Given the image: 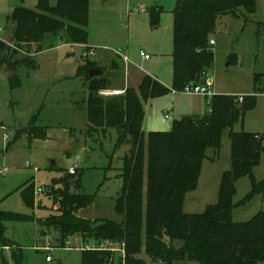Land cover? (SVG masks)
I'll list each match as a JSON object with an SVG mask.
<instances>
[{
	"label": "rangeland",
	"instance_id": "rangeland-1",
	"mask_svg": "<svg viewBox=\"0 0 264 264\" xmlns=\"http://www.w3.org/2000/svg\"><path fill=\"white\" fill-rule=\"evenodd\" d=\"M47 1L51 7L58 2ZM177 1L89 0L86 46L71 44L64 32L45 34L39 51L36 46L29 48L36 69L20 70L21 85L15 89L10 88L5 68H0V172L3 174L0 175V211L25 218L4 223V237L11 242V250H20L21 264H82V251L77 248L92 241L84 240L79 234L62 239L57 221H52V225L46 221L59 215V205H54L48 195L53 180L67 176L73 168L81 179L77 193L94 197L91 206L79 211V220L121 221L114 212V205L122 187L118 175L130 147L116 146L118 135L114 129H109L105 136L101 132L86 134L87 82L84 77L76 76L84 54L93 52L88 61L96 63L103 71L99 77L110 76L115 88L137 89L138 79L147 75L169 90L159 97L141 100L145 138L151 132L171 131L173 123L183 118L206 115L210 97L222 95L236 97L239 101L254 99V106L245 113L243 122L236 123L231 131L256 134L262 137L264 147V0H255L253 14L242 11L243 16L239 18L223 17L218 22L217 31L211 37L214 59L211 95L207 97L172 89V9ZM39 2L0 0V39L10 38L7 18L16 8L36 10ZM152 9L161 10L155 28L150 20ZM141 53L148 59L143 60ZM256 76L259 81L255 85ZM114 94L108 91L100 96ZM165 115L168 119H164ZM29 126L43 128L45 139L17 136ZM229 131L222 135L218 154L211 149L206 151L198 186L185 196V214L203 213L207 206L218 202L222 174L231 168ZM253 175L258 183L264 180V153ZM28 183H33L35 189L45 188L44 193L35 194L33 209L23 204L20 194L21 187ZM147 187L145 178L141 204L144 217ZM235 188L233 223H245L264 212V193L239 205L251 191L248 177L239 179ZM70 192H75L72 184ZM55 220L65 221L64 217ZM141 237L145 238L144 233ZM165 242L169 245L168 240ZM181 245V242H173L175 247ZM112 247L118 248V245L112 242ZM11 250L0 248V264L3 260L14 264ZM220 251L216 249V253L225 254ZM115 254L116 258L121 255ZM47 256L51 258L49 263L45 260ZM138 258L146 264H161L143 251ZM173 264L198 263L176 261Z\"/></svg>",
	"mask_w": 264,
	"mask_h": 264
},
{
	"label": "trees",
	"instance_id": "trees-1",
	"mask_svg": "<svg viewBox=\"0 0 264 264\" xmlns=\"http://www.w3.org/2000/svg\"><path fill=\"white\" fill-rule=\"evenodd\" d=\"M88 8L89 0H58L54 7L47 0H40L36 10L20 7L8 16L12 37L9 44L0 39V68L4 67L8 73L11 89L21 85L18 78L20 70L36 69L29 48L36 46L39 51L45 34L64 32L71 44L86 45ZM160 11H150L153 28L158 25ZM242 11L255 13V0H179L176 3L172 12L171 55L174 91L197 85L201 78L208 76L214 59L209 41L218 22L225 16L239 18L243 16ZM90 69L100 68L86 60L78 66L76 74L87 82L86 134L91 136L101 132L105 136L109 129H114L118 135L116 146L128 145L130 148L118 175L122 187L114 212L121 217L119 223L79 220V211L91 206L94 197L77 193L81 188L78 174L68 173L53 180L48 191L53 204L59 205V215L46 221L50 222L49 225L57 221L55 224L62 239L79 234L84 240H91L92 245L113 242L125 246L123 259L121 255L116 258V254L108 251H83L82 264H115L116 261L119 262L117 264H146L138 258L142 251L161 264L176 261L263 264L264 212L245 223H233L231 216L232 198L239 179L248 177L251 182L250 193L239 205L264 193V180L258 183L253 175L264 153L262 137L231 131L236 123L243 122L245 113L254 106V99L244 98L240 102L236 97L212 95L206 115L183 118L173 123L171 131L151 132L145 138L141 100L159 97L169 90L152 77L145 76L137 89H126L122 94L103 97L100 92L112 91L111 77L90 79ZM258 81L256 76L254 84ZM226 130H230L231 168L222 174L218 202L207 206L203 213L185 214V196L198 186L202 164L207 158L206 151L211 149L218 154ZM17 136L45 139L46 132L43 128L29 126L20 130ZM145 178L148 187L144 217L141 204ZM71 184L75 189L73 193L70 192ZM20 194L23 204L33 209L34 184L21 187ZM57 217H64L65 221L55 220ZM15 219L25 218L0 211V248L11 250V242L4 237V223ZM141 233H144V239ZM176 241L182 245L173 246ZM217 248L225 254L216 253ZM11 260L14 264H21L19 249L11 250ZM2 264H6L4 260Z\"/></svg>",
	"mask_w": 264,
	"mask_h": 264
},
{
	"label": "built area",
	"instance_id": "built-area-1",
	"mask_svg": "<svg viewBox=\"0 0 264 264\" xmlns=\"http://www.w3.org/2000/svg\"><path fill=\"white\" fill-rule=\"evenodd\" d=\"M210 44H213L212 41H210ZM93 52H90L89 54H84V61L88 60V57L92 56ZM140 57L147 60L148 57L143 55L142 53L140 54ZM124 60H126V58H123ZM208 88V89H207ZM183 93L188 94V95H203V96H210V90H209V86L208 84H206L205 86H201L199 83L197 85H188L186 86L183 90ZM104 93L107 92H100V95H103ZM115 93V92H114ZM116 94V93H115ZM114 94V95H115ZM164 119H168V116L165 115ZM69 174L73 175L75 174V168L69 170ZM0 175H3L0 172ZM35 194H42L45 192V188L41 187V188H37L34 190ZM69 243H67L68 245ZM70 249V248H67ZM125 246L124 244H121L120 246H118V248H113L112 244L109 242H103L99 245H90V244H86V245H82L81 249L77 248V250L80 251H92V250H98V251H108V252H112V253H121L122 258H124L125 252H124ZM47 250L46 248L44 249V251ZM46 262H51V258L50 257H46Z\"/></svg>",
	"mask_w": 264,
	"mask_h": 264
},
{
	"label": "crops",
	"instance_id": "crops-1",
	"mask_svg": "<svg viewBox=\"0 0 264 264\" xmlns=\"http://www.w3.org/2000/svg\"><path fill=\"white\" fill-rule=\"evenodd\" d=\"M178 2V1H177ZM176 2V3H177ZM176 5V4H175ZM175 7V6H174ZM174 7H173V9H174ZM173 9H172V12H173ZM173 15V14H172ZM225 17H230V16H225ZM231 18H233V17H231ZM222 19V18H221ZM221 21V20H220ZM216 31H217V29H216ZM11 37H12V35H10V38L8 39V40H3L5 43H7V44H9L10 43V40H11ZM212 37V36H211ZM210 41H212L213 42V40L210 38ZM210 41H209V45H210V47L214 44H210ZM172 42H173V34H172ZM86 46V45H85ZM86 48H89V47H86ZM89 49H92V48H89ZM212 49V48H211ZM93 50V49H92ZM173 51V50H172ZM171 55H172V53H171ZM117 57H119V58H121L120 57V55H117ZM143 59V58H142ZM171 59H172V57H171ZM143 60H145V59H143ZM116 67H117V65H116ZM103 72V71H102ZM103 74V73H102ZM112 75L114 74V73H111ZM145 76H147V75H145ZM144 75L140 78V79H138L139 81H138V85H137V88H138V86L140 85V83H141V81H142V79L145 77ZM172 76H173V65H172ZM206 79V84H208V86L209 87H211L212 86V72L210 71L209 72V74H208V76L205 78ZM161 84V83H160ZM162 85V84H161ZM111 90L113 91V92H115L116 94L115 95H119V94H122L123 93V91H124V88H122V89H119V88H115V87H113V83H111ZM88 95V92H87V94H86V96ZM209 112V111H208ZM207 114V113H206ZM142 125H143V123H142ZM34 190H35V188H34ZM259 196V195H258ZM264 264V263H263Z\"/></svg>",
	"mask_w": 264,
	"mask_h": 264
},
{
	"label": "water",
	"instance_id": "water-1",
	"mask_svg": "<svg viewBox=\"0 0 264 264\" xmlns=\"http://www.w3.org/2000/svg\"><path fill=\"white\" fill-rule=\"evenodd\" d=\"M102 73L103 72L100 69H90L88 71V78H90V79L98 78L99 76L102 75ZM199 84L201 86H205L206 85V79L205 78H201Z\"/></svg>",
	"mask_w": 264,
	"mask_h": 264
}]
</instances>
